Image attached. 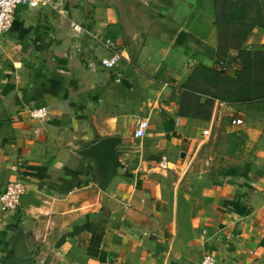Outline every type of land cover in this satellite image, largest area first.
<instances>
[{"label":"crops","instance_id":"0c3cea01","mask_svg":"<svg viewBox=\"0 0 264 264\" xmlns=\"http://www.w3.org/2000/svg\"><path fill=\"white\" fill-rule=\"evenodd\" d=\"M55 6L19 7L0 39V195L10 181L30 183L17 212L0 213V264H22L11 257L19 227L31 264H264V96L203 102L213 109L203 138L219 111L234 113L229 124L243 120L247 177L221 178L193 198L170 180V166H186L198 149L197 106L185 104L184 87L218 61L264 51V0ZM107 38L118 48L105 47ZM115 53L118 66L104 67ZM43 106L48 116L31 118ZM141 119L153 140L134 138ZM107 137L121 139L109 180L97 159L80 155Z\"/></svg>","mask_w":264,"mask_h":264},{"label":"rangeland","instance_id":"374dc122","mask_svg":"<svg viewBox=\"0 0 264 264\" xmlns=\"http://www.w3.org/2000/svg\"><path fill=\"white\" fill-rule=\"evenodd\" d=\"M237 61V70L240 76L232 79H225L221 76L223 73L221 63L218 61L213 69L204 71L203 77L196 78L191 89L188 91L189 97H186L185 104L188 106H197L193 111L198 119L197 128L191 139H197L198 149L196 155L191 156L189 162L182 168L170 166L173 172L170 177L171 182L180 180L179 194L188 198L194 197L195 189L199 187V193L205 189L209 190L215 183H219L221 178L247 177L252 170L253 161L252 152L246 145L248 134L244 130V123L240 127L229 124L234 113L217 112L215 115V128L209 138H203L200 133L213 117V109L204 106V99L221 100L235 99L250 101L264 94V51H245L240 53L235 60ZM223 61L222 59H219ZM233 74V69L230 74ZM239 90V94L226 96L219 93L220 90ZM219 90V91H217ZM189 100V103H188ZM212 105V103H210ZM233 115V116H232ZM231 125V127H230ZM233 127V128H232ZM199 129H201L199 131ZM150 139L153 133L147 132ZM146 135V137H147ZM145 137V138H146ZM153 140V139H152ZM185 146L186 143H182ZM175 159H185V154L169 149ZM172 182V183H173Z\"/></svg>","mask_w":264,"mask_h":264},{"label":"built area","instance_id":"2783aa9c","mask_svg":"<svg viewBox=\"0 0 264 264\" xmlns=\"http://www.w3.org/2000/svg\"><path fill=\"white\" fill-rule=\"evenodd\" d=\"M56 0H0V39L6 38L11 35L15 24L17 9L21 6L28 7L29 9H41L43 7H49L56 9ZM74 30L80 31V26L74 25ZM98 36H92V39L97 40ZM105 47L109 49L118 48L116 42L107 38L102 40ZM122 57L119 53L113 54L110 58L102 60V65L106 68H116L121 62ZM222 70H229L227 64L221 65ZM49 114V109L45 106L34 107L30 109V116L35 120H43ZM178 122V121H177ZM244 122L241 119H234L232 124L240 126ZM149 129V120L141 119L138 121L133 136L135 139H144ZM205 136H210L211 132L206 130L203 132ZM14 171H17V166L13 167ZM30 192V183L23 179H17L10 181L6 186L2 194L0 195V213L7 214L11 212H17L21 206L22 200ZM1 222V219H0ZM212 258H205L203 264H214ZM108 264V263H106Z\"/></svg>","mask_w":264,"mask_h":264},{"label":"water","instance_id":"95a60500","mask_svg":"<svg viewBox=\"0 0 264 264\" xmlns=\"http://www.w3.org/2000/svg\"><path fill=\"white\" fill-rule=\"evenodd\" d=\"M120 143L121 139L117 137L103 138L89 148L81 150L80 155L97 159L106 175V179L109 180L116 170L117 146ZM11 257L22 264H31L32 262L31 253L22 227H19L14 237Z\"/></svg>","mask_w":264,"mask_h":264},{"label":"trees","instance_id":"16d2710c","mask_svg":"<svg viewBox=\"0 0 264 264\" xmlns=\"http://www.w3.org/2000/svg\"><path fill=\"white\" fill-rule=\"evenodd\" d=\"M237 60V59H236ZM238 61V60H237ZM237 61H235L236 63H231V62H228L226 61H223L221 64H227L229 66V70H222L223 73L221 74L222 77H224L225 79H232V78H235V76H240V72L237 70ZM231 69H233V74L231 72ZM208 71V70H207ZM198 76V77H197ZM196 78H200V75H197L196 74ZM195 80V79H194ZM185 89L191 91V89L187 88V87H184ZM192 92V91H191ZM239 94V93H238ZM264 96V95H263ZM263 96H260V97H263ZM260 97H257V98H260ZM215 99H218V98H215ZM221 100V99H220ZM230 100V99H229ZM234 101H238V102H244L245 100H239V99H235Z\"/></svg>","mask_w":264,"mask_h":264}]
</instances>
